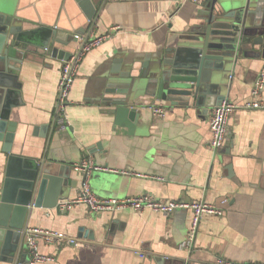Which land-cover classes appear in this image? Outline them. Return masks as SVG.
Listing matches in <instances>:
<instances>
[{
    "label": "crops",
    "instance_id": "obj_1",
    "mask_svg": "<svg viewBox=\"0 0 264 264\" xmlns=\"http://www.w3.org/2000/svg\"><path fill=\"white\" fill-rule=\"evenodd\" d=\"M208 0L176 4L173 0H105L88 21L74 0H3L6 11L22 18L24 28L48 26L65 39L84 30L83 40L110 33L84 54L69 93L65 128L55 122L60 68L64 60L45 49L25 52L13 70L19 84L11 102L10 119L16 122L11 153L68 166L71 184L61 200L75 198L82 175L72 165L91 158L105 169L94 170L88 183L100 198L151 195L164 201L202 200L219 203L221 215H204L191 250L180 247L191 213L177 209L168 215L149 209L116 212L89 211L78 204L70 210L32 208L27 229L41 228L76 239L46 243L37 238V250L52 260L37 264H215L264 262V110H237L228 121L226 140L219 150L209 146V117L216 106L172 105L154 97L137 98L134 121L115 123L101 103L100 85L111 70L136 74L145 58L160 49L178 48L183 36L202 23ZM81 40L66 46L72 54ZM249 49L226 71L225 100L241 104L251 98L264 57ZM257 48V49H256ZM256 50V51H253ZM256 52V53H253ZM22 56L19 50L18 56ZM264 101V91L262 94ZM165 108L155 117L151 106ZM8 153L0 141V184ZM57 202V204H58ZM28 249L16 264H29ZM0 264H13L0 259Z\"/></svg>",
    "mask_w": 264,
    "mask_h": 264
},
{
    "label": "water",
    "instance_id": "obj_2",
    "mask_svg": "<svg viewBox=\"0 0 264 264\" xmlns=\"http://www.w3.org/2000/svg\"><path fill=\"white\" fill-rule=\"evenodd\" d=\"M74 1L92 21L88 36L105 0ZM206 4L203 22L183 36L185 44L156 50L136 74L130 65L125 71L111 70L105 75L100 85L101 103L110 107L108 113L114 115L115 123L125 122V116L134 121L139 114L132 104L142 96L204 111L220 105L225 100V73L237 58L254 47L264 57V0H208ZM4 9L0 0V141L8 153L0 194V259L16 264L21 251L27 249L25 235L32 208L55 207L71 180L64 164L47 161L45 156L32 159L11 153L16 122L10 119L14 105L10 99L19 88L13 63H19L26 51L38 49L66 61L70 52L55 44L66 46L85 32L58 38L48 26L24 28L23 22L28 20ZM19 50L23 52L20 57Z\"/></svg>",
    "mask_w": 264,
    "mask_h": 264
},
{
    "label": "built area",
    "instance_id": "obj_3",
    "mask_svg": "<svg viewBox=\"0 0 264 264\" xmlns=\"http://www.w3.org/2000/svg\"><path fill=\"white\" fill-rule=\"evenodd\" d=\"M187 1L200 2L203 0H173L180 4ZM110 33L94 36L83 40L77 36L82 43L80 47L73 52L69 59L64 61L60 68V75L57 83V99L55 104V122L59 128H65L66 120L64 111L70 103L69 93L74 82L75 75L82 57L86 52L98 46L102 41L110 37ZM264 91V66L257 74L251 89V98L241 104L224 100L217 105L209 117V126L211 138L208 146L213 150H219L224 144L228 133V121L233 112L237 110H264V101L262 94ZM152 114L155 117L164 118L166 110L160 105L151 106ZM74 171L82 175L83 179L78 195L69 200H61L57 207L61 211L70 210L78 204L87 205L89 211L116 212L126 208L133 210L149 209L168 215L177 209L187 210L191 213L190 222L187 228L186 236L181 242L180 247L191 250L195 244L196 231L201 218L204 215H221L224 212L225 205L228 203L226 197L220 198L219 203H208L202 200L186 201H164L151 195L127 196L122 198H100L90 189L88 178L94 170H102L104 167L98 166L91 158H83L72 165ZM2 186L0 184V194ZM37 238H41L46 243L66 241L69 244H75L76 239L67 237L65 234L56 231H49L41 228L27 229L25 243L27 245L30 257L27 259L29 264L43 263L52 260L50 256L43 255L37 250ZM18 264H23L20 262ZM215 264H264V262H230L221 258H216Z\"/></svg>",
    "mask_w": 264,
    "mask_h": 264
}]
</instances>
